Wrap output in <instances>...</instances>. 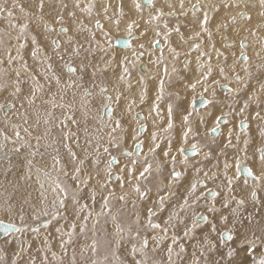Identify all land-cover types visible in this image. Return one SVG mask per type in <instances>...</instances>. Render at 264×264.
Here are the masks:
<instances>
[{"label":"snow or ice","instance_id":"1","mask_svg":"<svg viewBox=\"0 0 264 264\" xmlns=\"http://www.w3.org/2000/svg\"><path fill=\"white\" fill-rule=\"evenodd\" d=\"M157 3L158 0H132L134 17L129 16L125 26L128 37L117 41L124 48L132 49L135 58L131 61L127 56L116 59L115 52L111 50L112 44L107 39L109 32L105 31V24L99 18L102 13L103 18L119 27L121 18L127 15L123 5L119 6L117 18L113 20L109 15L112 4L106 0L100 2L101 12L96 14L98 18L94 20V27L105 38V46L97 39V31L78 19L75 11L79 9L91 17L97 7L95 0H90L87 7L83 8L80 0H72V8H69L66 0H31V11H26L17 0H12L10 6L7 0L0 3V18H4L8 28L16 33L15 54L4 48L6 63L9 66L18 64L12 70L14 76L10 78L3 67L5 61L0 60V100H3L0 102V113L3 114L0 117V159H9V145H12L10 151L15 155L28 150L27 171L9 183L13 189H18L21 180L32 181L35 175L40 189L39 204L32 203L30 193L22 201L14 197L0 200V217H9V222L0 218V236L5 238V244L14 242L17 245L15 259L9 258L5 248L0 247V264H24V253L32 249V242L25 239L29 233L40 239L44 246L40 264H49V253L57 264H65L68 246L73 244L77 235V221L81 233H86L88 221L93 216L92 211L88 210L89 204L81 202L84 198L82 193L87 189L88 198L95 204L97 188L100 189L102 205L101 212L96 213V216L111 217L115 227L116 239L113 243L116 249L128 239L131 245L127 253L131 258L130 264H165L164 261L149 257L150 239L154 245L152 252L165 241H170L164 250L166 264H264V199L258 194L264 191V139L252 153L253 161L259 165L258 174L244 162L249 158V145L252 142L250 121L259 122L260 136L264 138V100L261 99L264 96V80L253 74V57L248 52L251 45L248 37L243 35L247 30L250 35L259 37L260 32L264 31V0H195L194 3L189 0L187 5L186 0H177L176 3L163 0L161 7H157ZM257 4L261 9L260 19L253 25L250 12ZM145 6L149 9L146 24L151 26L153 32L149 41L152 51L148 54L151 57L159 53L152 63L162 73L149 115L154 113L156 118H163L160 105L165 100V80H170L172 75L178 73L176 63L181 61V51L173 46L170 39L174 33L181 48L188 46L182 66L185 73H192V77L185 84V91L196 93L198 88L201 91L199 100L193 96L187 105L179 91L167 94V125L163 131L168 136L166 148L160 153L163 159L157 156L162 142L159 133L148 132V125L144 122L146 117L141 113L133 115L134 108L143 105L147 99L145 77L140 76L137 81L141 85L139 105L137 99L125 94L133 87L132 69L147 51L144 43L138 45L142 51L132 48L133 40L138 39L135 32L140 29L139 21L143 19ZM165 7L168 11H165ZM222 8L229 14L217 20L215 32L221 36L223 51L217 48L213 40L211 22L215 16L210 15L219 13ZM15 9L23 13L22 20L14 18ZM65 13L71 20L70 25ZM189 14L194 28L185 38L179 20L180 17H189ZM169 18H175L177 22L170 26ZM237 25L240 27L237 28ZM229 28L235 32V38H229L226 34ZM7 35L11 39V33ZM4 36L5 33L0 31V47L5 44ZM140 36H147V29L141 31ZM29 43L32 46L31 58L40 67L38 74L30 71L23 54ZM257 43L260 51H255L254 56L261 63L256 64L255 68L264 76V38L258 39ZM165 48L168 57L165 56ZM97 52L102 53L98 58L99 63L96 62ZM193 52L196 53L194 68L191 67L193 61L188 58ZM229 57L231 64L228 63ZM54 60L59 63H54ZM21 70L28 74L31 81L26 91L22 87L25 79ZM253 79L257 80L258 87L248 93ZM217 85L227 94L223 101L217 97ZM45 89L49 98L43 101L41 114L36 101L38 94H44ZM204 94H208L207 97ZM122 99L126 104L120 108ZM252 105L257 109L254 114L248 111ZM57 109L60 110L59 116L55 115ZM216 109H219V113L214 115ZM175 116H179L178 123ZM89 121L94 125V130L89 127ZM41 122L44 125L43 132L33 136L30 129L39 127ZM125 123H128L127 128ZM152 123L156 125L157 119ZM72 126H75V130ZM103 129H107V132L101 135ZM174 130L178 131L172 135ZM33 139L34 145L31 142ZM128 139L133 142V148L122 150V155L128 158L127 162L114 171V166L121 165V160L110 149L121 150ZM145 139L150 141L147 152ZM42 141L45 142L43 145ZM41 147L52 148L56 153L52 157V170L58 173L55 178L47 168L34 163L38 154L43 156ZM61 147L67 156L64 162L60 157ZM230 151L235 153L234 163L229 162ZM198 156L201 160L194 159ZM209 160H215L211 168L198 166L201 161ZM90 165L95 166L94 171L90 170ZM189 168L195 175L185 184ZM233 168L235 173L229 175ZM59 174L71 179L75 187L62 181ZM113 181L118 182L121 189L118 196L115 188L110 187ZM237 181H240L239 185ZM209 183L213 187H209ZM126 185L128 190H125ZM180 187L184 188L183 193L174 191ZM236 187L241 188L239 195L235 192ZM154 188L157 198L153 201L154 207L147 208L143 225V231L155 233L149 237L141 234L139 213H135V219L125 225L120 216L112 213L110 203L117 199L127 204L130 195H134L136 199L132 204L135 208L137 202L150 200ZM178 195L179 200L163 224L154 222L153 218L165 210L166 203ZM201 203L207 215L195 210ZM26 206L30 209V220L29 213L25 211ZM69 212L74 217L68 224L70 230L65 231L63 226L55 228L60 237L61 255L58 256L52 251L51 232L41 235V230H47L54 221L67 222ZM98 223V219L94 221L93 230ZM178 229L181 230L180 234L177 233ZM89 247L96 253L95 239L90 246L82 249L81 257ZM26 264L37 262L29 256ZM68 264H77L75 250ZM91 264L101 262L92 259ZM103 264H126V261L109 246Z\"/></svg>","mask_w":264,"mask_h":264},{"label":"rangeland","instance_id":"2","mask_svg":"<svg viewBox=\"0 0 264 264\" xmlns=\"http://www.w3.org/2000/svg\"><path fill=\"white\" fill-rule=\"evenodd\" d=\"M194 2H195V0H193ZM97 2L98 3H100L101 2V0L100 1H98L97 0ZM106 2H114L115 4H117V5H123V7H124V11H125V13L127 14V12H129V11H127L126 9H127V6H126V3H124V2H122V1H120V0H106ZM17 3H19V4H22L24 7H25V9L27 8V5H29V3L27 2V0H17ZM112 4V3H111ZM98 5L99 4H97V7H98ZM157 6H159V7H161V6H163V4L162 3H157ZM96 7V8H97ZM177 7H178V5H177ZM31 10H33L32 8H30V9H26V11H31ZM149 10V9H148ZM165 11H168V9H167V7H165ZM16 12L17 13H20L19 12V10L18 9H16ZM97 12H101V9H94V11H93V13H92V16L91 17H89V15L86 13V12H79L80 13V15H79V17H77L78 19H80V20H83V22H94V20L96 19V18H98L97 17ZM118 12H119V9L117 10V11H110L109 10V15L110 16H112L113 17V20L114 19H116L117 18V14H118ZM85 13V14H84ZM22 14V13H21ZM19 15V16H18ZM128 15V14H127ZM126 15V16H127ZM123 17V18H121V23L123 22V21H126V20H128V18L129 17ZM16 17H22V15H20V14H17V16ZM102 21L104 20L105 21V23L107 24V23H111L112 25L114 24L113 22H111V21H109V20H107V19H105V18H103V15H102V13H101V15H100V17H99ZM180 18H182V17H180ZM148 19V17H143V19H141V20H145L144 22H140L139 21V24H140V29L138 30V32L140 33L141 31H144L145 29H147V32H152V29H151V26H148L147 24H146V20ZM88 20V21H87ZM189 19H187L186 20V24H187V21H188ZM218 19L216 18V19H214L213 20V22H212V24H214V22L216 23V21H217ZM4 21V20H3ZM3 21H0V22H3ZM67 21H71V20H69L68 18H67ZM121 23H120V25H121ZM71 23H69V25H70ZM175 24V18H169V25L170 26H173ZM119 25V26H120ZM188 25L189 26H191L190 25V23L188 22ZM115 28H118L115 24L113 25ZM92 29H93V31H97L95 28H94V25L92 26ZM4 32V31H3ZM5 33V32H4ZM184 33H185V30H184ZM120 35V34H119ZM125 35H128L127 34V32H126V34ZM186 35V34H185ZM118 37H120V36H118ZM117 37V38H118ZM186 37H188V36H186ZM108 39V41H110L111 42V44H112V51H113V48H114V46H113V37H110V38H107ZM4 40L5 41H9L8 40V37L6 38V36H4ZM105 44V46H107V43L105 42L104 43ZM172 44H173V46H179V44H178V41H177V37H174L173 38V40H172ZM4 48H6V47H0V54H3V53H5L4 52ZM116 49V48H115ZM114 49V52H115V55H116V50ZM179 51H182V50H179ZM130 55L131 56H134V54H133V51L130 53ZM4 56H6V54H3V57ZM147 60H148V62L150 63L151 62V57L149 58V57H147ZM142 62V61H141ZM29 64V63H28ZM151 64H152V67L153 68H156V66L151 62ZM4 68L7 70V74H10V73H12V71H10L12 68L9 66V65H5L4 66ZM29 68L30 69H32L33 70V72L35 73V74H38V73H36V71H35V69H33L31 66H30V64H29ZM26 76V75H25ZM162 76V75H161ZM183 76V73H180L179 75H178V79L179 78H181ZM24 79H27V77H24ZM135 84V82H132V85H134ZM171 84H175V83H173L172 81H171ZM199 89V88H198ZM197 89V90H198ZM219 89V88H218ZM178 90H176V89H172V90H168V91H166V93H165V96H166V94H168V93H175V92H177ZM180 92V91H179ZM189 94V96H187ZM7 95V94H6ZM46 95H47V97H48V93L45 91V93L44 94H42L41 96H44V97H46ZM186 96H187V98L189 99V97H190V93H188L187 91H184V92H181V97H182V99H184V98H186ZM193 96H196V95H192V97ZM43 97V98H44ZM217 97L219 98V100H224V98L226 97L225 95H223V96H220L219 94H217ZM186 98V99H187ZM242 98V97H241ZM192 99V98H191ZM173 100H175V97H173ZM2 100H0V102H1ZM151 100H150V98H147L146 99V102L147 103H149ZM190 102H191V100H190ZM39 103H41V102H39ZM42 104V103H41ZM37 106L38 107H40L41 108V114H43V112H42V108L43 107H41V106H39L38 104H37ZM161 107H163V101L161 102V105H160ZM254 108H256V106H253ZM257 110V109H256ZM1 114V116H3V114L2 113H0ZM194 120H195V117L193 118ZM73 127H75V126H73ZM157 127V124L156 125H154V128H156ZM39 128L40 129H38L37 131L36 130H34V128L33 129H30L32 132H33V136H36L37 134H41L42 132H43V130H44V125H43V122H41V124L39 125ZM91 128H92V125H91ZM83 134V133H82ZM82 134H81V136H82ZM161 136H162V134L160 135V138H161ZM163 138H161V144H163V146L161 147V152L163 151V150H165V148H166V143H167V140H166V138H167V136H168V133H165L164 131H163ZM48 140L49 141H51V137H49L48 138ZM147 140V142L149 143L150 141L148 140V139H146ZM33 141H35L34 139H33ZM262 142V141H261ZM81 143H83V141H81ZM165 143V144H164ZM34 145V144H33ZM253 145H254V147L255 146H257V147H259V146H261V144L260 143H257V144H255V143H253ZM124 145H122V147H123ZM126 146H129V145H126ZM173 148L175 149V144L173 145ZM256 148V147H255ZM114 150H113V152H112V154H114V153H116L118 150L117 149H115V148H113ZM45 150H47L46 148H44V147H41V149H40V152L41 153H43V152H45ZM27 151L28 150H24L20 155H15L16 157H19L20 156V158H24V157H27ZM160 152V153H161ZM50 153V152H49ZM23 155V156H22ZM22 156V157H21ZM235 156V153L234 152H232L231 153V155H229V158H231L232 160H233V157ZM249 157H250V155H249ZM46 158H50L49 157V155H47L46 153L45 154H43V156L41 157V155H37L35 158H34V163L35 164H37L38 166H41V167H47V166H49V165H51V166H49L47 169L49 170V171H53L52 170V164H49V165H47V162H48V160L46 159ZM10 161V162H9ZM14 162H15V160H14V158L13 159H11V157H9V159H0V185H6V179L10 176V175H13V174H16L15 172H13V168H12V165H13V167H14ZM127 162V161H126ZM2 164H4V166L2 165ZM2 166V167H1ZM253 168V167H252ZM8 169H11V171H8ZM27 171V163L24 165V166H20V167H18L17 169H16V172L17 173H19L20 175H24L25 174V172ZM33 171H34V169H33ZM114 171H116V170H114ZM62 175V174H61ZM63 176V175H62ZM4 177V178H3ZM194 177V176H193ZM62 181H65L66 183H68V184H71L73 187H75V184L73 183V181L71 180V179H66L65 177H61L60 178ZM5 181V182H4ZM23 181V180H22ZM23 183H25V186L26 187H30L31 189L29 190L30 192H32V197H31V201H33L32 203H36V204H39V200H40V198L38 197L39 196V191H40V189H39V184L36 182V178H35V175H33V179H32V181H30V182H25V181H23ZM29 184V185H28ZM11 186V185H10ZM10 186H8L7 188H4V187H0V200H3V199H5V198H8V195L10 196V197H12L13 196V191H14V189H11L10 188ZM23 187V186H22ZM26 187H24V190H26ZM126 187H127V185H126ZM5 189H7V190H5ZM97 189H99V188H97ZM128 190V189H127ZM174 191H175V189H174ZM36 192H37V194H36ZM87 192H88V190L87 189H85V193H82V196L84 197V198H88V195H87ZM100 192V191H99ZM180 193H183V191L182 192H180ZM25 194H27V192L25 193ZM83 194H85V195H83ZM161 194H163V193H161ZM118 196V195H117ZM24 197H26V196H22L21 197V199H23ZM51 197V198H50ZM130 197H131V199H129V201H128V205L127 204H124L123 202H120L119 200H117V199H113L112 201H111V203H110V207L112 208V210L114 211V210H116V212L115 213H113V211H112V213L113 214H116V215H118V216H120V218H121V220H122V222L124 223V222H126V224H130L134 219H135V213H139V215H140V217H141V228H142V231H141V233L143 232V225H144V223L146 222V210H147V208L148 207H154V204H153V201H155L156 200V196H154L153 197V199H151L150 198V200L149 201H145V202H137V204H136V207L134 208L133 207V204H132V201H133V199L135 200L136 199V197L134 198V195H130ZM49 198H50V200L52 199V195H51V193L49 192ZM179 200V196H175V197H172L171 198V200L170 201H168L167 203H166V207H165V210L163 211V212H160L159 214H158V216H156V217H154L153 218V220H154V222H157V223H162L163 224V222L167 219V216H168V214H169V212L175 207V205H176V202ZM35 201V202H34ZM87 201H88V203H89V205L91 206H89L90 208L88 209V210H92V211H94V212H92L93 213V218L92 219H89V221H88V230H89V228H91V233L89 232V231H87L86 233L88 234V238H89V236H90V234H91V237L89 238V240H88V238L86 239L84 236H82V234L83 233H81V231H80V229H79V231H77V235H76V237L74 238V242H73V244H71V245H69L68 246V256H66V257H64V260H65V264H68V261H69V259H70V257H71V255H72V252H73V250H75L76 251V254H77V264H91V260L92 259H96V260H99L100 262H101V264H103V258H104V255L106 254V249L109 247V246H111L113 249H115L116 251H117V254L120 256V258L122 259V260H125L126 261V264H130V257H128V255H127V253H128V251L127 250H129L130 249V243H129V241H128V239H125L123 242H122V244H121V247L120 248H118V249H116V245H115V243H113L114 242V240L116 239V235H115V227H114V225H113V222H112V220H111V217L110 216H107V215H101V216H99V217H97L96 216V213H99V212H101V205H102V198H101V196L98 194L97 195V197H96V202H95V204H93L92 203V201L88 198L87 199ZM152 201V202H151ZM172 204V205H171ZM174 204V205H173ZM171 205V207H169ZM203 205V204H202ZM95 206H96V208H95ZM115 206V207H114ZM204 206V205H203ZM123 208H125L126 209V211L125 212H123V213H121L120 214V210L121 209H123ZM203 207H201L200 209L201 210H196V209H198V208H196L195 210L196 211H205V208L204 209H202ZM90 210V211H91ZM105 212H107V209H105L104 210ZM206 212V211H205ZM126 213V214H125ZM207 213V212H206ZM125 214V215H124ZM71 213H69L68 214V221L67 222H65L64 220H61V221H59V222H56V221H54L53 222V224L51 225L52 227L50 228H48L47 230H44V229H42L41 230V235L42 234H45L46 232H51V237H50V241H51V245H52V251H55L57 254H58V256H60L61 255V249L59 248V242H60V237H59V235L55 232V228L56 227H58V226H61V224H62V226L64 227V229H65V231H68V230H70L69 229V227H68V224L69 223H71V221L73 220V216L71 215ZM0 218H2V219H4L5 220V222H9V218L7 217V216H2V217H0ZM95 218V219H94ZM99 220V223H98V225H102L101 226V231L103 232V235L101 236L100 234H101V231L99 232V236L100 237H97L96 235H97V231H98V227H97V225H96V228H95V231L93 230V223H94V221H96L97 219ZM28 219L30 220V213H29V216H28ZM42 219H45V218H43L42 217ZM93 220V221H92ZM18 222V221H17ZM36 223H38V222H36ZM67 223V224H66ZM90 223V224H89ZM78 224H80L79 223V221H78V223H77V225ZM125 224V223H124ZM104 225V226H103ZM108 226H110V227H108ZM78 228V227H77ZM105 228V229H104ZM95 234V236H94V234ZM150 233V234H149ZM81 234V235H80ZM142 235H148L149 237H151L152 235H153V233L152 232H150V231H148V232H145L144 231V234L142 233ZM84 237V238H83ZM2 238H3V241H2V247L3 248H5V250H6V255L9 257V258H11V259H15V252H14V250H16L17 249V245L15 244V246H12L13 245V243L14 242H9L8 244H5L4 243V240H5V238L4 237H2V236H0V240H2ZM66 238V237H65ZM77 238V240L75 241V239ZM80 238H83V239H85V240H87L88 242L90 241V239H91V243H89L90 245L92 244V241L95 239L96 240V242H97V251H96V253H93L92 251H91V249H90V247H89V250L87 251V252H85L84 253V255L81 257V255H80V253H79V249H81V251H82V249L83 248H85V246L84 245H82V244H79L77 241H78V239H80ZM25 239L26 240H29V241H31L32 242V249L30 250V252H25L24 253V255H23V261H24V264H26V262L29 260V256H32V257H34L35 259H36V262H37V264H40V260H41V258H42V256L44 255V252H43V248H44V246H43V244H42V241L40 240V239H36L35 238V236L33 235V234H31V233H29V234H26V236H25ZM127 240V241H126ZM111 241V242H110ZM126 241V242H125ZM150 241H151V239H150ZM112 243V244H111ZM125 243H126V245H125ZM111 244V245H110ZM90 245H88V246H90ZM165 248H166V246H164L163 248H162V254H161V256H158V255H156V254H152L151 253V251H149V257L152 259V260H155V261H164L165 262V264H166V253H165ZM190 248V247H189ZM189 251H191V249L189 250ZM40 255V256H39ZM91 255V257L90 258H88L89 256ZM110 259H111V257H110ZM186 259H187V254H186ZM81 261V262H80ZM49 264H57V262L56 261H53L52 260V258H51V255H50V253H49Z\"/></svg>","mask_w":264,"mask_h":264},{"label":"crops","instance_id":"3","mask_svg":"<svg viewBox=\"0 0 264 264\" xmlns=\"http://www.w3.org/2000/svg\"><path fill=\"white\" fill-rule=\"evenodd\" d=\"M171 2H173V3H176L177 2V0H171ZM192 2V1H191ZM112 4H115L114 2H111ZM158 3H162L163 4V0H158ZM187 3V2H186ZM157 7H159V6H157ZM31 7L30 6H27V8L26 9H30ZM223 8L221 9V11L218 13V15H220V17H222V16H227L225 13H223ZM261 11V9L259 8V6L258 7H256L255 9H253V10H251V12H250V15H252V17H253V21H252V24L253 25H255L256 23H258L259 22V19H260V17H259V12ZM148 13H149V10L148 9H144V14H143V17H148ZM232 14H235L234 12L232 13ZM189 15H191V14H189ZM220 19V18H218V16L217 17H215V19ZM187 19H189V17H187V18H185V17H182V18H180V20H179V22H180V24H181V31L184 33V30H185V33H184V35H185V38H187L186 36H189V34L191 33V31L193 30V28H194V25H193V23H192V21L191 20H188L187 21V24H186V20ZM67 20V19H66ZM214 20V19H213ZM213 20H212V22H213ZM126 21H128V20H126ZM145 20H140V22H144ZM147 21V20H146ZM177 21L175 20V23H176ZM188 22L190 23V25L191 26H189L188 25ZM212 22H211V26H212V30H213V32H214V35H213V40L215 41V43H216V46H217V48H221V50L223 51V49H222V47H221V36H220V34H218V33H216L215 32V26H216V23L214 22V24H212ZM217 22V21H216ZM243 23V22H242ZM68 24H69V22H68ZM114 25V24H113ZM240 27V25H237V28H239ZM253 30L255 31V29L253 28ZM228 36H229V38H235V32L231 29V28H229V30L227 31V33H226ZM260 34L262 35V37H264V31H262V32H260ZM119 35V34H118ZM136 35H138V36H140V33L138 32V31H136ZM243 35H245V36H247L248 37V43L251 45V47L248 49V52H249V55L250 56H252L253 57V59H252V64H253V68H252V71H253V74H254V76H256V77H260V79L261 80H264V76H262L261 75V73L260 72H258L257 71V69L255 68V65L256 64H259V63H261V61H260V59L259 58H256L255 56H254V52L255 51H260V48H259V45H258V43L256 42H254V41H252L251 40V37H252V35H250L248 32H247V30H245L244 32H243ZM120 36V35H119ZM152 36H153V32H147V36H144L143 38H147V42H139V41H137V40H133V41H135L136 42V47L139 49V47H138V45H139V43H144L145 44V49H151L150 47H149V41L151 40V38H152ZM174 37H177L176 36V34L174 33L173 35H172V37L170 38L171 39V41L173 40V38ZM81 38H83V37H81ZM99 40V39H98ZM106 42V41H105ZM205 45H207V39H206V37H205ZM178 47V50H182L181 51V61L180 62H177L176 63V67H177V69H178V73L176 74V75H172L171 76V79L170 80H168V79H166L165 80V89H166V91H168V90H172V89H176V90H178V91H180V93L181 92H184L185 91V84L187 83V81L188 80H190L191 79V77H192V73H185L184 72V70H183V66H182V61H183V59H184V52L187 50V45H184L182 48L180 47V46H177ZM114 49L115 48H113V52H114ZM3 54H5V53H3ZM3 54H1L2 56H3ZM49 54V53H48ZM226 55H228V53L226 52L225 53ZM102 55V53H100V52H97L96 53V62L97 63H99V57ZM195 56H196V53H192L191 54V56H189L188 58L189 59H191L192 61H193V64H192V66L191 67H195ZM5 57V56H4ZM147 57H149L150 58V56H149V54L147 55ZM116 59H117V56H116ZM154 59L152 58V56H151V62L153 61ZM151 62H150V64H151ZM231 62H232V60H231V57H229V61H228V63L229 64H231ZM54 63H56V64H58L59 62L58 61H55L54 60ZM213 63H215V59L213 60ZM30 66L33 68V69H35V71H36V73H39L40 72V67H39V64H37V65H35V66H33V65H31L30 64ZM151 66H152V64H151ZM101 67H103V65L101 64ZM10 71H12V69L10 70ZM58 71H59V69H58ZM117 71H119V69H117ZM132 72H133V75H132V78L134 77V76H138V79H139V77L140 76H144L143 74H139L137 71H136V68H134V69H132ZM169 72H171V68L169 67ZM180 73H183V76L182 77H184V79H181V78H179L178 79V75L180 74ZM22 74H27V73H22ZM243 74V73H242ZM8 75H10V76H14V73H13V71H12V73H10V74H8ZM161 75H162V73L159 71V76L158 77H155V79H146L145 78V80H146V83H147V88H148V94H147V98H150V102L149 103H147L146 101H145V104H148V105H152V102H153V99H154V96H155V94H156V90H157V87H158V81H159V79L161 78ZM22 77L24 78V77H27V79H28V76L26 75H22ZM145 77V76H144ZM217 79H219V77H216ZM171 81L173 82V83H175V84H171ZM222 83L224 82V81H221ZM41 83H43V79H41ZM234 86V85H233ZM256 87H258V84H257V80L256 79H253L252 81H251V83H250V87H249V89L247 90V92L248 93H250L251 91H253ZM140 88H141V85H139L137 82L133 85V87H132V89L130 90V91H126L125 92V94L127 95V96H130V97H132V98H135V99H137V104H139V92H140ZM219 88V89H218ZM122 89H123V86H122ZM54 90V89H53ZM211 90V89H210ZM45 91L47 92V89H45ZM112 91V88H111V85L109 84V92H111ZM188 93H190V97H189V99L187 98V96H189V94L186 96V98H184V99H182V97H181V99L184 101V103H185V105H187L188 103H190V100H191V98H192V95H196L195 97H196V99L197 98H199L200 97V94H201V91H200V89H198L197 90V92L196 93H192L190 90H188L187 91ZM216 93L217 94H219L220 96H223V95H227L225 92H224V90H222V89H220V87H219V85H217L216 86ZM246 94L247 93H245V94H242V99L243 98H245V96H246ZM206 97H207V95L208 94H204ZM46 99H48L49 98V96L47 97V95H46V97H45ZM261 99L262 100H264V96H262L261 97ZM123 100V99H122ZM221 101H223V100H221ZM167 103H168V99H167V94H166V96H165V100L163 101V107H161V111H162V119H158V118H156L155 117V114L154 113H152L151 115H149V113L148 114H145L144 116L146 117V120L145 121H147V122H149L150 123V125H151V128L152 129H154V124L152 123V121L154 120V119H157V127H159L158 128V133H159V135H161L162 134V136H161V138H163L164 136H163V129L166 127V125H167V110H166V106H167ZM125 104H126V101H125ZM125 104H124V106H125ZM140 106H142V105H139L138 107H140ZM253 106H255V105H252L250 108H249V112L250 113H253L254 114V112L256 111V108H254ZM200 111L201 112H203L204 110L203 109H200ZM225 111H227V109H225ZM42 112H43V108H42ZM219 113V109H216V110H214V112H213V114L215 115V114H218ZM55 115L56 116H59L60 115V110L59 109H57V110H55ZM77 118H79V112L77 113ZM175 118V120H176V122L178 123L179 122V116H175L174 117ZM144 121V122H145ZM126 124H128V123H125V125ZM250 124H251V127H250V135H251V137H252V142L250 143V145H249V155H250V157L248 158V160H247V162L248 163H250L251 165H252V167H253V169H254V171H256L257 172V174H258V168H259V165H258V163L257 162H254L253 161V159H252V153L255 151V149L257 148V146H255L254 147V145H253V143H255V144H257V143H260L261 144V141H262V139H264V138H262L261 136H260V126H259V122H257V121H255V120H252V121H250ZM91 125H92V128H93V130H94V125L92 124V122L91 121H89V127H91ZM73 127V126H72ZM39 128V127H38ZM40 129V128H39ZM176 131H178V130H174V132L172 133V135H175L176 134ZM201 131L203 132V126H201ZM107 132V129H103V131L100 133L101 135H104L105 133ZM81 134H82V132H81ZM53 135H55V130L53 131ZM82 136H83V134H82ZM52 139V138H51ZM242 139H243V137H242ZM209 140H210V138H209ZM42 143V145L45 143L44 141H42L41 142ZM150 143V142H149ZM149 143L147 142V140H145V152H147V148H148V145H149ZM33 144H35V141H34V143ZM165 144V143H164ZM124 146L122 147V149L123 148H128L129 150H131L132 148H133V142L130 140V139H128L127 141H126V143L125 144H123ZM126 145H129V146H126ZM166 145V144H165ZM163 146V144H161V147ZM122 149L121 150H118L116 153H114L113 155H116L118 158L119 157H124L123 155H122ZM111 150V152H113V148L112 149H110ZM161 148L158 150V152H157V156H158V158H160V159H163V157L160 155V152H161ZM175 150V149H174ZM77 151H79V150H77ZM46 152H48V153H46ZM50 151H46L45 150V152H43V154H47V155H49V157L50 158H46L47 160H49V161H53L52 160V157H53V153H49ZM61 152V151H60ZM233 151H230L229 152V155H231V153H232ZM62 153H64V156H65V160L67 159V156H66V152H65V150L64 149H62ZM8 155H9V157H11V159L13 158V153H11V151L8 153ZM61 157H62V154H61ZM127 157H124L123 158V162H122V164L123 163H125L126 161H127ZM178 159H179V157H178ZM195 160H201V157H196V158H194ZM64 160V159H63ZM103 162H104V160H103V158H102V163H101V167H103ZM229 162H231V163H234V159L232 160L231 158H229ZM215 164V160H209V161H207V164H205L204 163V161H201V164L200 165H198V166H201V167H205L206 169L207 168H211L213 165ZM122 166V165H121ZM249 166V165H248ZM118 169H119V167L117 168V170L116 171H118ZM139 170V169H138ZM235 173V168H233V169H231L230 171H229V175H233ZM167 174V172H165V175ZM195 175V173L191 170V168H189V170H188V173H187V178H186V180H185V184L187 183V180L188 179H191V178H193V176ZM241 180H243V177H241ZM217 183H219V181L217 182ZM252 183V181L251 180H249V184H251ZM211 183H209V185H210ZM237 184L239 185L240 184V181H237ZM110 187H113V188H115V190L117 189V187H118V184L117 183H113L112 182V184L110 185ZM209 187H213V185L212 186H209ZM175 191H177L178 193H180V192H182V191H184V188L183 187H180V188H178V189H175ZM235 192H236V194H240L241 193V188L240 187H236L235 188ZM116 194L117 195H119V192H117L116 191ZM259 195H260V197L262 198V199H264V191H260L259 193H258ZM154 196H156V189L154 188V190H153V193H152V195H151V198H153ZM179 196V195H178ZM219 199V198H218ZM203 203H201V205H199V208L198 209H196V210H199L200 209V207H203V209L205 208L203 205H202ZM218 207H219V204L217 205ZM200 213H204L205 215H207L208 213H206L205 211H200ZM126 214V213H125ZM125 224H126V222H124ZM127 225V224H126ZM180 230V229H179ZM181 231V230H180Z\"/></svg>","mask_w":264,"mask_h":264},{"label":"bare ground","instance_id":"4","mask_svg":"<svg viewBox=\"0 0 264 264\" xmlns=\"http://www.w3.org/2000/svg\"><path fill=\"white\" fill-rule=\"evenodd\" d=\"M98 1H100V0H98ZM120 1H122V2H124V3H126V6H127V11H129V12H127V16L126 17H129V16H133L134 17V13L131 11V9H132V0H120ZM192 0H190V2H191ZM5 2V0H0V3H4ZM27 2L29 3V5H27V6H30V3H31V0H27ZM66 2H68V4H69V8H72V0H66ZM90 2V0H80V4H81V7L83 8V7H87V4ZM95 2H96V4H99L100 5V3H98L97 2V0H95ZM186 5L189 3V0H186ZM254 2H255V0H254ZM11 3H12V0H7V5H11ZM193 3V2H192ZM99 5H98V7L96 8V9H100V7H99ZM258 5V4H257ZM119 9V5H117V4H112V8L110 9V11H117ZM145 9H148L146 6H145ZM45 11L47 12L48 11V7H47V3H46V8H45ZM75 11H76V13H77V17H79V15H80V10L79 9H75ZM223 13H225L226 15H228L229 13L228 12H226L225 10H223ZM17 14H20V15H22V17H16L17 16ZM85 14V13H84ZM210 15H214L215 17H217L218 16V18H220V15H218V13H216V14H213V13H210ZM19 16V15H18ZM65 16H66V19H67V14L65 13ZM14 18L15 19H19V20H22L23 19V13L21 14V13H17L16 12V9L14 10ZM4 20V21H3ZM189 20H191V15H189ZM0 21H3V22H0V31H4L5 32V36H6V38L8 37V40L9 41H5V44H4V47H6L7 49H9L10 51H12V53H13V55L15 54V48H14V45L16 44V40H15V35H16V33H15V31H13V30H11V29H9L8 28V25H7V22H6V20L4 19V18H0ZM88 21V20H87ZM69 23H71V21H68ZM101 22L102 23H104L105 24V31H108L109 32V36H108V38H110V37H113L114 39H113V43H114V40H115V38H117L119 35L118 34H120V37H128V35H125L126 34V31H125V26H126V23H127V21H123L122 23H121V25L118 27V28H115L111 23H105V21L103 20H101ZM84 24H86L88 27H90V28H92V26L94 25V22H84ZM95 28V27H94ZM96 29V28H95ZM97 30V29H96ZM7 33H11V39L9 38V36L7 35ZM135 35H136V32H135ZM137 37H138V39H136L137 41H139V42H147V38H143V37H141V36H138V35H136ZM39 39H41V42L42 43H44V41H43V39L41 38V37H38ZM260 38H264V37H262V35L261 34H259V37H256V36H252L251 37V40L252 41H254L255 43L258 41V39H260ZM97 39H99L100 41H101V43L102 44H104L105 43V38L100 34V32L97 30ZM114 46V45H113ZM31 44L29 43V45H28V47L27 48H25L24 49V52H23V54H24V56H25V59L28 61V63L29 64H31V65H33V66H35V65H37L38 64V62L37 61H34L32 58H31V55H30V52H31ZM139 47V46H138ZM114 48H116L115 50H116V56H117V60H120L122 57H124V56H127L128 58H129V60L131 61V60H133L135 57L134 56H131L130 55V53L132 52V49H127V48H119V47H114ZM132 48L133 49H135L136 51H142L141 49H138L137 47H136V42L135 41H133L132 42ZM45 51H47L48 53H49V55L51 54L50 53V51L48 50V49H45ZM150 51H152L151 49H147V51H145V55L143 56V57H141V58H139V60L137 61V63H136V66H135V68H136V71L139 73V74H143L144 76H145V78L148 80H150V79H152L153 77H158L159 76V71H160V69H158L157 67L156 68H153L152 66H151V64L148 62V60H147V55H148V52H150ZM182 54V53H181ZM157 55H159V53H155V54H153L152 55V58L155 60L156 59V56ZM165 56L166 57H168V52H167V48H165ZM0 60H4L5 61V63H4V65H3V67L5 66V65H8L7 63H6V61H7V56H5V57H3L1 54H0ZM153 60V61H154ZM169 60H170V57H169ZM142 61V62H141ZM141 64H145V67H144V70H140V66H141ZM11 68H12V70L13 69H15V68H17L18 67V64H13V65H11L10 66ZM169 67L171 68V63H169ZM30 71L33 73V74H35L34 72H33V70L32 69H30ZM21 72L23 73V70H21ZM22 75H27L28 76V74H22ZM8 77H13V76H10V75H8ZM138 81V76H134L133 78H132V81L131 82H137ZM31 84V81H30V79H25V83H24V85H22V87L24 88V90L26 91L27 90V87L29 86ZM7 93H4V95H6ZM44 96H41V94H38V98H37V101H36V104H38L39 106H41V107H43V101H46L47 99L44 97ZM1 102H3V100L1 101ZM39 102H41V103H39ZM124 104H125V100H121V103H120V108H123L124 107ZM139 105V104H138ZM150 106L151 105H148V104H143L142 106H140V107H135L134 108V110H133V115H135V113L136 112H139V113H141V115H145V114H148L149 112H150ZM0 117H2L1 116V114H0ZM145 123L148 125V132L149 133H151V132H153V131H158V128L159 127H156V128H154V129H152L151 128V125H150V123L149 122H147V121H145ZM138 126V125H137ZM125 127L127 128L128 127V124H126L125 125ZM39 128L38 127H36V128H34V130H38ZM73 129L75 130V127H73ZM146 140V139H145ZM81 141H83V136H81ZM32 142V144L34 143V141L32 140L31 141ZM11 147H12V145H9L8 146V149H9V151H8V153L10 152V149H11ZM47 150L46 151H50L51 153H53V156L54 155H56V153L54 152V150L52 149V148H46ZM62 147L60 148V157H61V154H62V157H61V160H62V162H64V161H66L65 160V156H64V153H62ZM128 149V148H127ZM123 150V149H122ZM46 153H48V152H46ZM23 156V155H22ZM21 156V157H22ZM13 158H14V160H15V162H14V167H13V165H12V168H13V172H15L16 174H13V175H10L7 179H6V185H3L4 186V188H7L8 186H10V181H12V180H14V179H16V178H18V177H22V175H20L19 173H17L16 172V169L18 168V167H20V166H24L25 164H26V160H27V157H24V158H20V156L19 157H16L15 156V154H13ZM12 158V159H13ZM123 158L124 157H119V159L121 160V165H122V162H123ZM64 159V160H63ZM204 163L205 164H207V161H204ZM49 164H53V161H49L48 160V162H47V165H49ZM1 165V164H0ZM3 166H4V164H2ZM121 165H118V166H114V170H117V168L118 167H120ZM49 166H51V165H49ZM49 166H47V167H45V168H48ZM2 167V166H1ZM94 169H95V166L94 165H90V170H92V171H94ZM1 170V169H0ZM50 172H52V176L55 178V177H57V175H58V173L57 172H55V171H50ZM84 174H87V173H84ZM61 177H64V176H62L61 174H59V178H61ZM4 178V177H3ZM5 182V181H4ZM30 182V181H29ZM27 183V182H26ZM113 183H117L118 184V182H116V181H113ZM29 185V184H28ZM23 186V187H22ZM209 186H212V184H210ZM24 187H26L25 186V183H23V181L21 180V182H20V187L18 188V189H14V191H13V196L12 197H14L15 198V200H21L22 201V199H21V197L22 196H27L29 193L31 194V197H32V192H30L29 190L31 189L30 187L28 188V187H26V190H24ZM10 188L11 189H13L11 186H10ZM128 189V186L126 187L125 186V190H127ZM99 191H100V189H97V192H98V194H99ZM116 191L117 192H119V194L121 193V189L119 188V186L117 187V189H116ZM27 192V194H25ZM84 193H85V191H84ZM36 194H37V192H36ZM83 195H85V194H83ZM8 197H10L9 195H8ZM39 197V196H38ZM51 198V197H50ZM49 198V199H50ZM134 198H135V196H134ZM88 199V198H87ZM87 199L86 198H83V200L81 201L82 203H88V201H87ZM129 199H131V197H129ZM151 199H153V198H151ZM134 200V199H133ZM129 201V200H128ZM33 202V201H32ZM35 202V201H34ZM152 202V201H151ZM128 203V202H127ZM89 204V203H88ZM128 205V204H127ZM172 205V204H171ZM171 205L169 206V207H171ZM174 205V204H173ZM90 206V205H89ZM91 207V206H90ZM89 207V208H90ZM115 207V206H114ZM95 208H96V206H95ZM198 208H199V206H198ZM201 208V207H200ZM203 209V208H202ZM91 210V209H90ZM199 210H201V209H199ZM25 211H26V213H30V209L26 206L25 207ZM92 211V210H91ZM113 211V210H112ZM126 211V209L125 208H123V209H121L120 210V214L121 213H123V212H125ZM92 212H94V211H92ZM116 212V210H114L113 211V213H115ZM200 212V211H199ZM70 213V212H69ZM82 216L84 215V213H82L81 214ZM125 215V214H124ZM71 216V215H70ZM9 218V217H8ZM69 218V217H68ZM92 218H93V216H92ZM91 218V219H92ZM95 219V218H94ZM97 219V218H96ZM93 221V220H92ZM77 223H78V221H77ZM63 224V223H62ZM62 224H61V226H62ZM67 224V223H66ZM90 224V223H89ZM126 225V224H125ZM128 225V224H127ZM93 226V225H92ZM101 226L102 225H98L97 224V227H98V233H97V237H100L99 236V232L101 231ZM104 226V225H103ZM50 228L52 227L51 225L49 226ZM77 231H79V229H80V224H78L77 225ZM108 227H110V226H108ZM93 228V227H92ZM97 229V228H96ZM105 229V228H104ZM115 229V228H114ZM90 233H91V228H89V230H88ZM95 231V230H94ZM150 232H152V231H150ZM180 230L178 229L177 230V233L178 234H180ZM143 234H144V231L142 232ZM141 233V234H142ZM153 233V235L155 234L154 232H152ZM94 234V233H93ZM96 234V233H95ZM95 234H94V236H95ZM150 234V233H149ZM43 235V234H42ZM81 235V234H80ZM101 236L103 235V232L101 231V234H100ZM116 235V234H115ZM82 236H88V234L87 233H83L82 234ZM83 237V238H84ZM85 237V238H86ZM91 237V234H90V236H89V238ZM83 238H80V239H78V243L79 244H82V245H84L85 247H88V245H90L89 243H91V239H90V241L88 242L87 240H85V239H83ZM88 238V237H87ZM86 238V239H87ZM89 238H88V240H89ZM77 240V238L75 239V241ZM2 241H3V238H2V240H0V247H2ZM115 241V240H114ZM127 241V240H126ZM125 241V242H126ZM111 242V241H110ZM170 243V241H165L164 242V244H162L160 247H158L157 249H156V251L155 252H152L151 251V249H152V247H154V245H153V243H152V241H150V243H149V250L148 251H151V253L152 254H156V255H158V256H161V254H162V248L164 247V246H166L167 247V245ZM112 244V243H111ZM110 244V245H111ZM125 245H126V243H125ZM12 246H15V243H13V245ZM127 246V245H126ZM191 248H189V250H190ZM128 251V250H127ZM79 253H81V249H79ZM58 255V254H57ZM40 256V255H39ZM91 257V255L88 257V258H90ZM129 257V256H128ZM174 259H175V257H173ZM24 262V261H23ZM81 262V261H80Z\"/></svg>","mask_w":264,"mask_h":264},{"label":"water","instance_id":"5","mask_svg":"<svg viewBox=\"0 0 264 264\" xmlns=\"http://www.w3.org/2000/svg\"><path fill=\"white\" fill-rule=\"evenodd\" d=\"M127 37H118V38H115L114 40V47H119V48H124L121 44H118L117 41H120L122 39H126ZM144 67H145V64H141L140 66V70H144ZM197 100H199V98H197Z\"/></svg>","mask_w":264,"mask_h":264},{"label":"flooded vegetation","instance_id":"6","mask_svg":"<svg viewBox=\"0 0 264 264\" xmlns=\"http://www.w3.org/2000/svg\"><path fill=\"white\" fill-rule=\"evenodd\" d=\"M192 2L194 3V1L192 0ZM259 5H257V7H258ZM245 163H247L248 165H249V167H252V165L250 164V163H248L247 162V160L246 161H244Z\"/></svg>","mask_w":264,"mask_h":264}]
</instances>
